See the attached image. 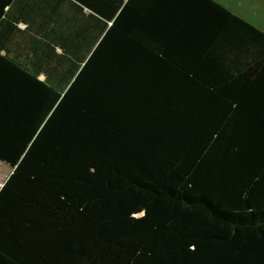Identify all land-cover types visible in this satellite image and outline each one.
<instances>
[{"label": "trees", "instance_id": "trees-1", "mask_svg": "<svg viewBox=\"0 0 264 264\" xmlns=\"http://www.w3.org/2000/svg\"><path fill=\"white\" fill-rule=\"evenodd\" d=\"M22 1L0 264H264V31L217 0Z\"/></svg>", "mask_w": 264, "mask_h": 264}, {"label": "rangeland", "instance_id": "rangeland-1", "mask_svg": "<svg viewBox=\"0 0 264 264\" xmlns=\"http://www.w3.org/2000/svg\"><path fill=\"white\" fill-rule=\"evenodd\" d=\"M236 14L264 31V0H222ZM226 5V6H227ZM227 6V7H228ZM0 164V188L10 175L11 167Z\"/></svg>", "mask_w": 264, "mask_h": 264}, {"label": "crops", "instance_id": "crops-1", "mask_svg": "<svg viewBox=\"0 0 264 264\" xmlns=\"http://www.w3.org/2000/svg\"><path fill=\"white\" fill-rule=\"evenodd\" d=\"M87 1H90V0H87ZM95 2H97L98 0H94ZM217 1H219L220 3H222V4H224V5H227V4H225V3H223L222 2V0H217ZM228 6V5H227ZM38 7H39V2H38V0H23L21 3H18V4H16L11 10H38ZM41 7H43V6H41ZM229 7V6H228ZM29 59V58H28ZM44 78V77H43ZM0 164H2L1 165V167L2 166H4V164L5 163H2L1 161H0ZM7 165V164H6ZM10 166V165H9ZM11 167V166H10ZM12 171H13V168L11 167V170L9 171L10 172V174L12 173ZM10 176V175H9ZM8 176V177H9ZM5 182H6V180H5ZM4 182V183H5ZM4 183H3V185H4ZM2 185V186H3ZM2 186H1V188H2ZM0 188V189H1Z\"/></svg>", "mask_w": 264, "mask_h": 264}, {"label": "water", "instance_id": "water-1", "mask_svg": "<svg viewBox=\"0 0 264 264\" xmlns=\"http://www.w3.org/2000/svg\"><path fill=\"white\" fill-rule=\"evenodd\" d=\"M0 161H1L2 163H5V164L9 165L8 163H6L5 161H3V160H1V159H0Z\"/></svg>", "mask_w": 264, "mask_h": 264}]
</instances>
